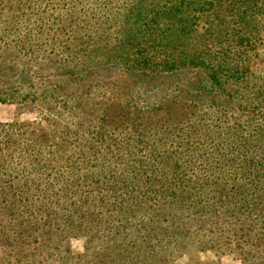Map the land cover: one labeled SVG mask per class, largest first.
Instances as JSON below:
<instances>
[{"label": "trees", "instance_id": "trees-1", "mask_svg": "<svg viewBox=\"0 0 264 264\" xmlns=\"http://www.w3.org/2000/svg\"><path fill=\"white\" fill-rule=\"evenodd\" d=\"M116 1L0 0V48L72 78L107 53L97 33ZM122 5L110 57L125 68L196 69L214 91L253 76L264 0ZM87 92L77 82L36 101L37 121L0 123V264H176L207 251L264 264L263 98L224 120L169 94L94 119ZM69 237L85 238L83 252Z\"/></svg>", "mask_w": 264, "mask_h": 264}, {"label": "rangeland", "instance_id": "rangeland-1", "mask_svg": "<svg viewBox=\"0 0 264 264\" xmlns=\"http://www.w3.org/2000/svg\"><path fill=\"white\" fill-rule=\"evenodd\" d=\"M126 1L131 0H117L114 3L111 12L116 20L110 28L106 29L105 26L97 33V37L104 38V47L105 41L108 44L107 53L105 50L99 51L91 64L86 66L84 71L74 74L72 78L70 75H55L52 69L40 66L33 60L34 58L25 55L13 43L0 48V54H4L3 57L0 56V123L37 121L40 109L36 101L46 100L59 90L76 86L77 82L79 85L85 84L88 88L87 102L96 111L94 119L99 118L106 107H114L119 100L125 98L149 103L169 94L178 97L182 102L191 100L197 102L199 107L213 113L220 120L226 119L223 116L225 114L244 111L251 102L264 99V46L260 47V58L253 67V76L246 82L226 85L225 90H212L208 80L196 69L167 75L125 68L118 59L111 58L110 54L115 50L113 47L117 37L121 36L119 18L127 11V7L122 5ZM1 7L4 13H9L7 5L3 4ZM48 11L49 13L42 11L36 13L38 30L41 26L53 23L55 18L50 14H53V11L52 9ZM69 206L75 209L77 205ZM84 243L83 237H69L66 241V245L74 253L83 252ZM217 259L219 264H243L234 255L216 256L210 251L203 252L199 258L182 257L176 264H210Z\"/></svg>", "mask_w": 264, "mask_h": 264}]
</instances>
